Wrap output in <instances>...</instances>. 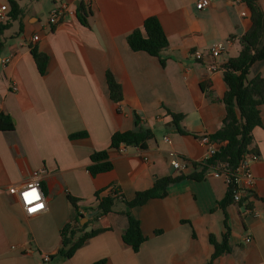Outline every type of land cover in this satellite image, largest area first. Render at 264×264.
Returning <instances> with one entry per match:
<instances>
[{
	"label": "crops",
	"instance_id": "obj_1",
	"mask_svg": "<svg viewBox=\"0 0 264 264\" xmlns=\"http://www.w3.org/2000/svg\"><path fill=\"white\" fill-rule=\"evenodd\" d=\"M80 1L88 11L86 23L76 15ZM196 1L18 0L21 16L0 19L8 22L0 55L10 58L7 63L0 58V113L13 123L12 130H0V264H207L210 236L220 242L224 220L228 251L213 264H264V103L261 124L252 130L251 147L259 158L250 164L254 185L247 201H232L222 210L218 202L228 185L209 170L130 208L146 238L137 251L123 240L128 219L118 200L113 211L87 218V226L102 231L70 258L53 257L72 213L68 194L87 216L97 203L95 192L108 194L111 184L129 200L158 177L189 174L193 163L206 157L200 136L223 124L224 64L238 54L251 19L242 0H212L202 9ZM59 2H67L70 11L51 25L49 12ZM2 5L8 14V1L0 0ZM149 16L158 19L168 39L160 57L133 51L127 43V35ZM227 40L217 68L209 70L208 49ZM31 48L48 57L43 74ZM196 51L202 59L194 58ZM108 71L120 85L119 101L110 98ZM254 75L264 77V59L250 66L249 76ZM170 112L183 115L179 125L185 133L177 130ZM135 115L153 133L146 147L111 148L114 132L136 128ZM80 132L84 135L72 137ZM100 150H108L112 168L92 175L90 155ZM177 159L187 162L185 170L172 166ZM32 180L40 183L46 208L27 216L9 188Z\"/></svg>",
	"mask_w": 264,
	"mask_h": 264
},
{
	"label": "trees",
	"instance_id": "obj_2",
	"mask_svg": "<svg viewBox=\"0 0 264 264\" xmlns=\"http://www.w3.org/2000/svg\"><path fill=\"white\" fill-rule=\"evenodd\" d=\"M9 5L8 18L17 19L22 14V8L18 0H7ZM250 10L251 26L240 37L241 48L235 57H231L224 64L223 77L227 89L222 97L225 110V117L222 126L209 138L219 144L218 150L202 163H193V171L189 174L182 172L175 176H162L155 179L153 185L143 191H136L133 198L125 199L114 184L109 186L108 194L95 192L97 203L94 207L88 208V213L94 210L97 212L92 218L105 215L114 210L116 201L121 200L126 207L122 213L127 216L128 226L123 233V240L129 244L134 251H137L140 244L146 239L140 229L139 221L131 214L130 208L144 204L148 199L163 197L167 194L169 185L179 182L184 178L200 179L205 173L211 170L219 162H226L230 169H234L240 160L250 152H257L251 147L253 142L252 130L261 124L259 106L264 103V77L260 75L249 76L250 66L257 60L264 59V11L260 5V0H242ZM76 15L82 23H86L88 15L87 8L83 2H78ZM8 28V22H0V53L4 45L3 31ZM127 43L133 51H145L153 56H161V52L168 45V39L155 16L144 19L141 27L133 29L127 35ZM38 71L43 74L47 64V55L31 48ZM164 64V59H161ZM106 81L109 89L110 98L119 101L122 97L120 85L116 82L113 75L106 72ZM173 124L181 133L185 130L180 127L179 122L183 119L180 113L170 112ZM136 128L126 131H116L111 135L110 147L118 148L120 145L146 147V141L153 136L149 128L139 125V118L134 116ZM13 123L10 117L0 113V130H12ZM84 133L72 134V137L82 136ZM91 163L88 166L90 174L96 175L100 172L112 168V163L108 160V150L95 151L90 155ZM200 167V169L198 168ZM233 185L229 184L225 196L218 202V205L225 207L233 201ZM253 195L252 190L239 201H247ZM68 200L72 207L70 219L60 229L61 244L53 257L66 259L70 258L74 252L82 246L85 241L102 231V228H92L84 231L87 223L79 225V220L84 216L79 211L77 198L68 194ZM264 202V199H263ZM249 206V204L247 205ZM225 232L222 234L220 242L210 236L213 245V252L207 264H213V260L220 254L228 251L229 228L224 220ZM81 234L76 237V232ZM101 262V261H99ZM97 262V263H99ZM50 264V263H49Z\"/></svg>",
	"mask_w": 264,
	"mask_h": 264
},
{
	"label": "built area",
	"instance_id": "obj_3",
	"mask_svg": "<svg viewBox=\"0 0 264 264\" xmlns=\"http://www.w3.org/2000/svg\"><path fill=\"white\" fill-rule=\"evenodd\" d=\"M212 0H197L196 8L202 9L210 6ZM1 10L3 11L0 14V19H5L7 14L5 10L7 7L2 5ZM70 11L69 5L67 2H59L57 3L49 12L47 22L51 25H55L58 23L64 15ZM38 39V36H34V40ZM230 43V40L226 42H217L210 46L208 49V55L210 57L208 61V69L215 70L217 68L216 58L225 51L226 44ZM194 58L199 60L203 58V54L200 51L194 52ZM10 60L8 56H2L1 62L7 63ZM166 141H168L167 137H164ZM200 142L204 144L207 148L206 157L202 161H198L197 163H202L204 160L213 155V153L218 150L219 144L215 141H212L208 135L203 134L200 136ZM123 146L120 145L117 149L119 151H123ZM259 155L257 152H250L246 154L239 162V164L234 168L230 169L226 162H219L211 169L212 176L219 177L222 176L225 179L227 185L232 184L233 187V201L239 202L241 198L246 194V191L251 190L254 185V176L250 169V164L253 161L258 160ZM195 163V162H194ZM172 166L176 170H185L187 168V162L183 160H172ZM35 191L37 199H29L25 196V193H31ZM9 192L15 194L18 197V200L23 208L24 213L27 216H31L38 212H41L46 208V199L41 190L40 183L37 180H32L20 188L10 187ZM39 205V207H37ZM31 209H35L32 211ZM246 241H250V237H246ZM49 255L44 254L42 260L44 262L49 261Z\"/></svg>",
	"mask_w": 264,
	"mask_h": 264
},
{
	"label": "water",
	"instance_id": "obj_4",
	"mask_svg": "<svg viewBox=\"0 0 264 264\" xmlns=\"http://www.w3.org/2000/svg\"><path fill=\"white\" fill-rule=\"evenodd\" d=\"M3 55L1 54L0 55V58L2 57ZM97 212V210H94V211H91L87 214V216H83L80 218L79 220V225H83L86 221H87V218L94 215L95 213ZM91 229V226H87L85 227V231H89ZM81 234V231H77L76 232V237H78L79 235Z\"/></svg>",
	"mask_w": 264,
	"mask_h": 264
},
{
	"label": "snow or ice",
	"instance_id": "obj_5",
	"mask_svg": "<svg viewBox=\"0 0 264 264\" xmlns=\"http://www.w3.org/2000/svg\"><path fill=\"white\" fill-rule=\"evenodd\" d=\"M25 196L29 199H37L38 197L36 196L35 191L31 192V193H25ZM32 211H35V209H31Z\"/></svg>",
	"mask_w": 264,
	"mask_h": 264
},
{
	"label": "rangeland",
	"instance_id": "obj_6",
	"mask_svg": "<svg viewBox=\"0 0 264 264\" xmlns=\"http://www.w3.org/2000/svg\"><path fill=\"white\" fill-rule=\"evenodd\" d=\"M262 5H263V7H264V0L262 1Z\"/></svg>",
	"mask_w": 264,
	"mask_h": 264
},
{
	"label": "clouds",
	"instance_id": "obj_7",
	"mask_svg": "<svg viewBox=\"0 0 264 264\" xmlns=\"http://www.w3.org/2000/svg\"><path fill=\"white\" fill-rule=\"evenodd\" d=\"M37 207H39V205H37Z\"/></svg>",
	"mask_w": 264,
	"mask_h": 264
}]
</instances>
